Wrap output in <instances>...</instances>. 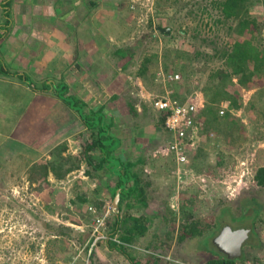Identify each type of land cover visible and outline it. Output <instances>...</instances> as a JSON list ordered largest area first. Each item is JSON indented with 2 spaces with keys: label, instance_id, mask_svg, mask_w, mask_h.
Segmentation results:
<instances>
[{
  "label": "rangeland",
  "instance_id": "rangeland-1",
  "mask_svg": "<svg viewBox=\"0 0 264 264\" xmlns=\"http://www.w3.org/2000/svg\"><path fill=\"white\" fill-rule=\"evenodd\" d=\"M133 1L124 10L130 30L120 35L129 42L103 48L99 60L90 51L79 65L61 53L43 63L46 49L33 48L28 80L0 72V264H207L216 256L212 236L242 213L253 233L234 262L264 254V185L256 179L264 169V80L240 90L233 124L219 107L218 122L199 119L197 138L184 149L186 162H176L168 150L170 134L153 102L168 93L195 100L203 111L237 19L223 15L224 0ZM241 16L257 22L253 39L264 45V0H245ZM144 60H150L147 72L135 76ZM45 80L63 82L84 110L101 111L118 139L113 157L132 163L145 205L135 201V190L120 200L112 196L118 182L112 161L102 162L97 148L87 152L93 130L78 114L32 101L33 87ZM88 154L99 167L86 163ZM59 155L71 170L45 174L41 165ZM139 216L147 218L144 233L121 242L124 227ZM190 223L197 234L181 239Z\"/></svg>",
  "mask_w": 264,
  "mask_h": 264
},
{
  "label": "crops",
  "instance_id": "crops-1",
  "mask_svg": "<svg viewBox=\"0 0 264 264\" xmlns=\"http://www.w3.org/2000/svg\"><path fill=\"white\" fill-rule=\"evenodd\" d=\"M131 1L133 0H0V72L8 74L11 71L15 76L27 79V74L33 70L31 68L26 72V67L32 63L29 60L32 54L27 55V51L33 48L46 49L43 63L56 61L61 58V53L63 59L68 54L67 58L72 57L69 63L79 65L87 59L88 54L91 55L90 51H94L99 60L103 48H117L129 42V39L120 35L130 30L124 10L134 7ZM109 41L118 43L112 45ZM116 51L113 50L111 54ZM107 53L104 51V55ZM36 71H39V65ZM136 75L140 77L138 68ZM48 82L49 80H45L39 88L33 87L35 94L32 101L41 103V108L44 100L50 104L54 102L57 105L54 112L57 113L59 107L64 106L67 111L69 109L72 117L77 115L76 110L69 108L56 95L54 89L57 87ZM82 124L85 128V124ZM118 190L120 189H116V192Z\"/></svg>",
  "mask_w": 264,
  "mask_h": 264
},
{
  "label": "trees",
  "instance_id": "trees-1",
  "mask_svg": "<svg viewBox=\"0 0 264 264\" xmlns=\"http://www.w3.org/2000/svg\"><path fill=\"white\" fill-rule=\"evenodd\" d=\"M244 1L245 0H224L221 3V11L226 19H229L230 17L237 19V23L233 28L231 27V36L234 37V42L229 48V51L225 50L222 53L224 56V67L214 72L213 77H216L217 81L215 84L209 85L210 93L207 95L206 99L209 104L204 107L203 111L202 108L198 110L200 111L199 115L197 111L194 115L196 121L205 118L206 124L218 122L216 112L219 107L218 112L223 110L221 115L224 114L223 116L226 117L227 123L233 124L236 118L231 115L233 114L231 111L239 108L240 90L243 88H251L254 85H262L264 80V45L255 43L253 39L258 31L256 26L257 22L253 19L249 20L246 17L244 18L241 16V9L244 5ZM149 63L150 60H144L141 65H139L138 75L143 76L147 72ZM1 65L2 64H0V67H2ZM55 86L57 87V89H54L56 95L61 98L69 108L76 110L85 126L88 129L93 130V138H91L85 147V149L88 150L87 152L97 148L101 153L100 160L102 162L107 160L108 163H111L109 160L112 161L110 171L117 175L118 182L116 189H120L118 192H116V189L112 190V196L116 195L115 199L120 200L124 194L126 195L135 190V201L145 205V197H143L144 191L137 185V177H135L136 173L131 172L129 169L132 163L128 161L121 162L113 157L112 152L118 144V139L109 133V127L105 122L101 111L92 108L84 110L83 102L76 99L74 95L68 94L66 91V85L63 82ZM171 97L180 102L187 100V97L184 99H177L174 96ZM216 104L217 107H215ZM219 104L222 105L219 106ZM159 113L160 122L164 124V118L168 112L162 111ZM189 142L191 141L189 140ZM85 160L88 165L93 164L95 168L99 167L102 163L100 161L96 164L89 154L86 156ZM41 167L44 169L45 174L48 169H50L51 172L59 177L71 170L69 165L66 166V159L62 155H59L58 158L56 157L52 162L44 163ZM55 168H63L64 170L59 174L56 173L57 171ZM130 179L133 180L132 185H128ZM256 179L257 184L264 185L263 168L258 169ZM257 207L254 205V213L259 212V208ZM146 219L147 218L144 216L131 217L132 223L124 227V233L120 234L119 240L123 243H128L134 236L142 235L147 228L145 225ZM120 221L119 216L116 215L114 222L115 229L119 226L118 223ZM195 228V225H192L191 223L189 225L184 224L181 230L183 233L180 235V238L182 239L186 234L189 236L196 235L197 229ZM208 236L206 235L203 241H206ZM111 245L116 246V243L112 242ZM234 261L235 260L217 255L208 261L207 264H236Z\"/></svg>",
  "mask_w": 264,
  "mask_h": 264
},
{
  "label": "built area",
  "instance_id": "built-area-1",
  "mask_svg": "<svg viewBox=\"0 0 264 264\" xmlns=\"http://www.w3.org/2000/svg\"><path fill=\"white\" fill-rule=\"evenodd\" d=\"M174 77L178 78V75L175 74ZM153 102L158 112H168L164 118V127L170 134L168 150L174 154L176 162H186L184 149L194 143L200 126L199 121L194 118L197 113L196 101L187 99L180 102L167 93ZM222 112L220 110V114ZM242 264H264V254L256 261L245 260Z\"/></svg>",
  "mask_w": 264,
  "mask_h": 264
},
{
  "label": "water",
  "instance_id": "water-1",
  "mask_svg": "<svg viewBox=\"0 0 264 264\" xmlns=\"http://www.w3.org/2000/svg\"><path fill=\"white\" fill-rule=\"evenodd\" d=\"M246 235L247 231L244 229L232 230L229 226H225L220 233L213 238V243L219 251L226 253L229 259H236L240 253V238ZM229 246L234 248L233 253L227 251L228 249L226 247L230 248Z\"/></svg>",
  "mask_w": 264,
  "mask_h": 264
},
{
  "label": "flooded vegetation",
  "instance_id": "flooded-vegetation-1",
  "mask_svg": "<svg viewBox=\"0 0 264 264\" xmlns=\"http://www.w3.org/2000/svg\"><path fill=\"white\" fill-rule=\"evenodd\" d=\"M232 220H233V223L231 222L230 224H228V225H222L221 226V228H220V230H219V232L218 233H220V231L225 227V226H229V228L230 229H232V230H237V229H244V230H246L247 231V235L246 236H243V237H241L240 238V242H239V248H240V253H239V255H241L242 253H243V249H244V246L247 244V242H248V240H249V238H250V234H252L253 233V230H252V228L250 227V225H248L247 224V222L246 221H250L249 220V218L247 217V215H245L244 213H242V214H240L239 216H235V217H233L232 218ZM242 220H246L245 221V223L242 221ZM243 222V223H242ZM218 233L216 234V235H218ZM216 235H214V236H212V238L210 239L211 240V243H212V246H214V252H215V255L217 256V255H221V256H224V257H226V258H228L227 257V255H226V253H223V252H221V251H219L218 249H217V247L214 245V243H213V238L216 236ZM236 242V241H235ZM234 242V243H235ZM230 247V246H229ZM228 250V252H230V253H233V249L234 248H228V247H226ZM212 253V252H211ZM213 254V253H212ZM238 258V257H237ZM229 259V258H228ZM232 260H234V259H232Z\"/></svg>",
  "mask_w": 264,
  "mask_h": 264
}]
</instances>
